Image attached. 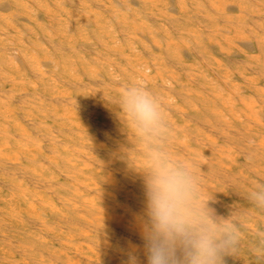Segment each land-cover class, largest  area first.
I'll return each instance as SVG.
<instances>
[{"label":"bare ground","instance_id":"bare-ground-1","mask_svg":"<svg viewBox=\"0 0 264 264\" xmlns=\"http://www.w3.org/2000/svg\"><path fill=\"white\" fill-rule=\"evenodd\" d=\"M133 83L238 228L223 264H264V0H0V264H147Z\"/></svg>","mask_w":264,"mask_h":264},{"label":"clouds","instance_id":"clouds-1","mask_svg":"<svg viewBox=\"0 0 264 264\" xmlns=\"http://www.w3.org/2000/svg\"><path fill=\"white\" fill-rule=\"evenodd\" d=\"M119 104L145 145L141 171L148 217L143 231L147 264H223V256L237 249L238 228L229 218L211 214L189 170L158 147L156 141L168 132L161 99L133 83L124 88ZM248 199L264 208V184L255 185Z\"/></svg>","mask_w":264,"mask_h":264}]
</instances>
